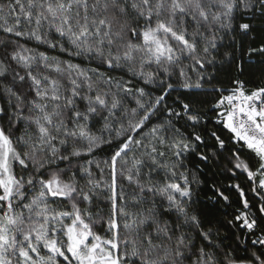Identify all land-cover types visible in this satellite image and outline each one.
I'll list each match as a JSON object with an SVG mask.
<instances>
[{
    "label": "snow or ice",
    "instance_id": "6c2138e0",
    "mask_svg": "<svg viewBox=\"0 0 264 264\" xmlns=\"http://www.w3.org/2000/svg\"><path fill=\"white\" fill-rule=\"evenodd\" d=\"M0 264H264V0H0Z\"/></svg>",
    "mask_w": 264,
    "mask_h": 264
}]
</instances>
